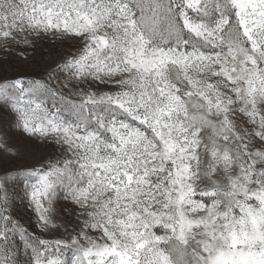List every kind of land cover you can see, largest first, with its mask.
<instances>
[{
  "label": "snow or ice",
  "instance_id": "snow-or-ice-1",
  "mask_svg": "<svg viewBox=\"0 0 264 264\" xmlns=\"http://www.w3.org/2000/svg\"><path fill=\"white\" fill-rule=\"evenodd\" d=\"M0 264H264V0H0Z\"/></svg>",
  "mask_w": 264,
  "mask_h": 264
},
{
  "label": "rangeland",
  "instance_id": "rangeland-1",
  "mask_svg": "<svg viewBox=\"0 0 264 264\" xmlns=\"http://www.w3.org/2000/svg\"><path fill=\"white\" fill-rule=\"evenodd\" d=\"M27 219V218H26Z\"/></svg>",
  "mask_w": 264,
  "mask_h": 264
}]
</instances>
